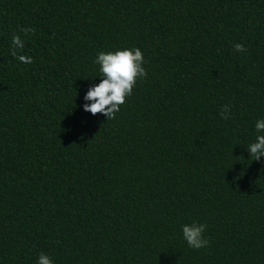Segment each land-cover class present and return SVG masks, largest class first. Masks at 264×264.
Instances as JSON below:
<instances>
[{
  "label": "trees",
  "instance_id": "16d2710c",
  "mask_svg": "<svg viewBox=\"0 0 264 264\" xmlns=\"http://www.w3.org/2000/svg\"><path fill=\"white\" fill-rule=\"evenodd\" d=\"M136 47L116 119L85 112L98 52ZM258 119L264 0H0V264H264Z\"/></svg>",
  "mask_w": 264,
  "mask_h": 264
},
{
  "label": "clouds",
  "instance_id": "9594fccd",
  "mask_svg": "<svg viewBox=\"0 0 264 264\" xmlns=\"http://www.w3.org/2000/svg\"><path fill=\"white\" fill-rule=\"evenodd\" d=\"M21 31L28 35H35L34 28H21ZM11 55L21 63L31 64L33 58L25 55H18V50L24 48V41L18 34L12 36ZM237 52H245L247 49L243 44L237 43L234 46ZM94 63L99 66L100 82L88 88L84 95L83 110L92 115L102 114L108 120H115L116 114L133 94L137 82L147 78V71L144 68V54L138 47L117 49L115 51L98 52ZM220 116L224 120L231 118V106L223 105ZM257 133H264V119H258L255 123ZM255 161L264 157V134L256 136L246 149ZM207 225L193 222L182 226L183 238L187 245L195 250L205 248L209 240L204 233ZM37 264H54L53 260L41 252Z\"/></svg>",
  "mask_w": 264,
  "mask_h": 264
}]
</instances>
